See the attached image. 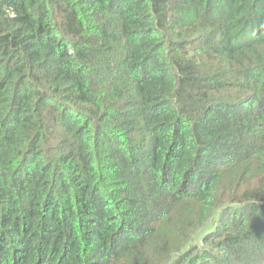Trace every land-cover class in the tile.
I'll list each match as a JSON object with an SVG mask.
<instances>
[{
    "label": "trees",
    "instance_id": "16d2710c",
    "mask_svg": "<svg viewBox=\"0 0 264 264\" xmlns=\"http://www.w3.org/2000/svg\"><path fill=\"white\" fill-rule=\"evenodd\" d=\"M0 264H264V0H0Z\"/></svg>",
    "mask_w": 264,
    "mask_h": 264
}]
</instances>
